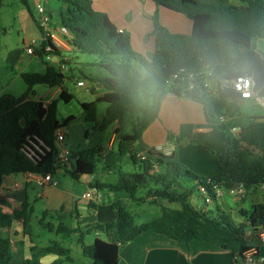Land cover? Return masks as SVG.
<instances>
[{
  "label": "trees",
  "instance_id": "obj_1",
  "mask_svg": "<svg viewBox=\"0 0 264 264\" xmlns=\"http://www.w3.org/2000/svg\"><path fill=\"white\" fill-rule=\"evenodd\" d=\"M21 1L25 3V0ZM58 1L63 8L57 10L54 21L69 29L70 52L96 57L91 72L71 66L78 70L80 79L86 83L101 85L100 96L94 101L81 103L84 121L95 122L97 103H105L99 128L105 130L116 125L114 134L119 138L118 153L129 152L131 162L138 165V170L134 172H118L109 181L97 180L94 187L111 193L125 192L136 204H159L162 201L177 207L160 203L158 216L137 224L135 215L121 199H117L111 203L115 218L104 223L87 225L84 229L62 223L54 227L50 223H42V216L39 224L58 235L77 234L82 253L91 258L92 264H119L121 246L144 232L161 234L183 243L203 241L230 251L233 257L242 259L244 263L248 258L256 259L258 247L263 243L259 234L264 231V225L259 224V219L264 218V203L254 204L249 212L240 210L244 222L235 226L223 212L212 215L197 206L192 196L203 187L216 200L214 185L225 190L242 185L244 191L264 186V116L246 117L238 137L227 127L216 164L203 177H197L172 155L148 151L142 159L141 154L133 153L132 149L133 143L157 118L166 92L201 103L205 119L209 121L219 114L231 116L240 111L243 99L225 84L229 80L247 75L254 81L256 89L258 85L264 88V53L251 47L253 40L264 39V0H241L245 3L241 6L204 0H151L156 6L184 14L191 22L189 33L171 32L160 24L157 14H153L150 35L154 40V52L151 58L133 52L129 34L119 30L107 14L94 10L91 0ZM48 14L54 18L50 12ZM46 46L54 50V55H59L51 44L44 42L35 53L40 57L46 56L50 52L45 51ZM132 61L145 70L144 75L133 73ZM61 63L66 64L63 59L58 65L47 61L43 72L20 73L26 85L24 93L18 97L9 94L0 96V183L3 177L11 174L52 175L57 168H62L73 179L95 172L94 159L99 149L79 150L68 155L66 162L58 159L55 132L62 130L73 120V116L59 123L55 118L56 101L45 104L32 98L35 85H61L65 78ZM181 69L209 71L206 78L216 86V94L199 96L186 91L179 81L178 85L167 89V82L178 77ZM59 98L68 102L72 96L61 89ZM142 98L146 101L143 102ZM131 107L138 113L130 131H126ZM182 177L187 178L190 184L177 190L176 183ZM139 191H143L144 195L138 196ZM4 205L6 202L0 197V264H73L69 249L55 241L32 257L15 261V251L4 230L13 220L21 222L24 232L30 230L33 207L29 201L22 200L8 213L3 211ZM247 227L249 233L245 232ZM91 232L102 233L105 239L96 237L86 245L84 235ZM248 252L251 253L249 256L246 255ZM50 253L64 257L66 262L43 263L39 260V255Z\"/></svg>",
  "mask_w": 264,
  "mask_h": 264
},
{
  "label": "rangeland",
  "instance_id": "obj_2",
  "mask_svg": "<svg viewBox=\"0 0 264 264\" xmlns=\"http://www.w3.org/2000/svg\"><path fill=\"white\" fill-rule=\"evenodd\" d=\"M204 1L234 6H241L245 4L241 0ZM38 2L45 5L47 13L50 12L54 16L53 20L56 19L57 10L59 8H63L62 3L58 0H25V3H23L21 0H2L0 5V86L7 83V90L15 97L22 95L25 90L23 81L19 79V72H42L45 68V63L48 60L46 56L40 57L36 53H26V48L30 46L32 42H35V50L39 47L41 30L38 28L35 21L37 16L35 12V6ZM166 12L171 13V15H177L178 21L166 16L157 15V19L160 24L161 22L165 23L167 28H169L171 31L180 33L189 31L190 20L184 14H175L169 10ZM129 13H131V11H129ZM126 15H128V13ZM183 20L189 25L188 31L184 27ZM145 37L146 35L141 37V40L143 41L141 42L140 39L134 34L130 40L131 50L133 52L141 54L143 53L144 56L150 58L149 53L145 51L144 47ZM67 56L68 59L65 60L66 64H64L66 69L63 71L65 78L62 80L60 86L48 88L42 85H35L33 87L35 96H38V98L42 99V101H45V98H48L49 95H51L58 87V90H56L55 94L51 98L56 101V120L59 123H62L66 117L73 116V120L61 128L65 133V139L62 142L63 145H65L67 149L76 152L78 150H85L89 148L99 149V152L95 155L94 159L95 172L88 176L91 177L92 180L96 179L99 181H109L115 178L118 172H134L138 170V165L133 164L129 159V152L123 155L118 153L119 138L114 140L112 144H109L111 135L113 133V125L105 130H101L99 128L101 119L100 116L106 108L105 103H97V120L95 122L84 121V111L81 108V103L94 101L97 94L102 93V91L100 88H96L94 91H91V88L93 87L91 82L86 83L88 84V87H86V85L77 86L76 81L80 79L81 76L77 70L72 69L71 62L74 60L81 70L85 72H91L94 70L92 65L95 63L96 57L94 55L80 52H69L67 53ZM131 66L134 74H145V70L137 62L132 61ZM166 86L167 89L170 87H175V85L171 82H168ZM257 88L262 87L258 85ZM61 89H64L72 96L70 101L64 102L59 98ZM259 99L264 100V97H260ZM141 100L144 102L146 101V98H142ZM183 110L184 108L179 107L178 115L174 114L171 116L169 114L167 117L165 114V116H161L160 119L162 123L159 119H157V122L151 126L146 135L151 140H154L157 136L159 138H163L165 141L169 139L171 143L175 145L173 146L172 150L178 152V162L185 166L190 172L194 173L197 177H203L205 176L204 173H195L191 164L192 162H197L196 159L200 158L201 156L208 158L210 157L212 159L217 158V151H213L216 150L215 146H217L218 143L217 137L211 138L212 152L208 151V145L205 144V142H208V138L204 137L207 134L198 135L195 138V135H193L191 131L188 130L186 132V129L182 128V125H178L179 121L181 123L185 122V119L183 118V116H185L183 115ZM136 113H138L137 109L131 107L129 117L126 121V131H130L131 123L135 119ZM187 120L189 119L187 118ZM163 146L164 145H158L160 149H163ZM167 146L171 147L170 145ZM132 152L141 154L138 152L136 147L132 149ZM107 166L109 169L111 167L110 171L108 170ZM61 177H63L62 168H57L53 174V178L54 180H57ZM188 184H190L189 180L182 177L178 180L175 187L177 190H182L183 186H187ZM38 189H41L39 185L36 186V190ZM137 195H144V192L139 191ZM219 195L221 197L219 204H217L216 201L213 202L214 200H211V202L208 203L209 213L216 215L223 212L227 215L231 224L235 226L238 223L244 222V217L236 209L237 204H233L230 200H227V195H230L229 192H227L225 189H222L218 196ZM244 196L245 199L243 202L248 206L256 203L258 204V202H264V189L256 187L250 189L249 191H244ZM160 203H163L165 206H175V204H170L167 202L159 201V204ZM159 204H153L150 202L136 204L130 201L129 203H125V207H127L132 212V214L135 215L134 219L136 223L140 224L160 214ZM42 210L43 207L40 203L35 205V212L32 217L33 219L30 222L32 226L31 230H27L26 232L23 230L21 231V229L18 232L15 230L17 233H19L17 236L16 232L14 231L11 233H6L13 248L16 251L15 261L28 259L29 252L31 256L33 252L38 251L42 246H46L50 242L55 241L69 249V256L71 257L73 264H92L91 258L85 256L82 253L81 246L78 243L77 234H72L69 236L56 235L44 228L38 227L36 216L39 218ZM65 222L70 224L68 219H65ZM94 234V232H91L84 235V243L86 245H89L93 242ZM99 237L105 239V236L102 233L99 234ZM29 239H32L33 241V244L30 248L32 251L29 250ZM18 244L21 245L18 247ZM44 256L45 257H43V261L45 263L51 262L52 258L58 259L55 261L60 260L62 262H66L62 256L59 257L54 254H45Z\"/></svg>",
  "mask_w": 264,
  "mask_h": 264
},
{
  "label": "crops",
  "instance_id": "obj_3",
  "mask_svg": "<svg viewBox=\"0 0 264 264\" xmlns=\"http://www.w3.org/2000/svg\"><path fill=\"white\" fill-rule=\"evenodd\" d=\"M91 5L94 10L101 11L107 14L109 19L119 30L127 32L129 35L131 33L130 40L132 39L131 37L135 34L140 39V41L143 42L141 40V37H144L146 35L144 41L145 42L144 47H145V51L149 53L150 58L154 52V40L153 37L150 35L153 29L152 15L156 13L158 16L162 15L178 21L177 15H171V13L166 12L168 10L156 6L151 0H91ZM129 11H131V13H129ZM127 13L128 15H126ZM174 13L179 14L176 12ZM161 25L167 28V25L165 23L161 22ZM184 27L188 31L189 25L188 23H186V21H184ZM167 29L171 31L169 28ZM190 31H191V22H190L189 31L185 33H189ZM171 32H176V31H171ZM251 47L253 49H258L256 45V40H253L251 42ZM60 59H61L60 56L57 57L51 55L50 60L47 61L52 62L55 65H58ZM71 66L79 68L74 60H72ZM20 73L22 72H19V79L22 80L20 77ZM24 86L26 89L25 84ZM260 86L262 88H257V91H260L261 94L259 93V95L251 99L243 100V103L240 105V111L234 114L235 115L234 121H230L227 123H220L214 118L207 121L205 119V114L201 103L189 97L176 96L173 95L172 93H167L164 95L161 101V106L157 118H155L149 124V126L142 133V136L133 143V148L136 147L138 152H140L141 154H145L152 147H158V145H164L163 147L165 149L164 148L160 149V152L163 155H168V156L172 155L174 160L178 161L177 160L178 152L172 150L173 146L175 145L171 143L169 139H167L166 141L168 142H166L165 140H163V138H159L157 136L155 137L154 140H151L147 137L146 134L150 130L151 126L157 122L156 121L157 119H159L160 122L162 123L160 119L161 116L163 117L165 116V114L167 117L169 114L171 116L174 114L178 115V109L179 107H182L184 108L183 115L185 116H183V118L185 119V122L181 123L179 121L178 125H182V128H185L186 132L188 130L191 131V133L195 135V138L198 135L207 134L206 136H204L208 138V142H205V144L208 145V149L210 150L212 148L211 138L217 137L218 143L217 146H215L216 150L213 151H217L216 153H218L222 149L223 132L227 127L230 128V132L235 137H238L239 133L236 134V132L231 131L232 125H237L240 127L241 124L245 121V118L248 116H264V100L259 99L260 97H264L263 94L264 88L263 85ZM7 89H8L7 83H5V85L0 86V96L4 94L11 95ZM56 90H58V87ZM56 90L51 95H49L48 98H45V101L42 102L48 104L50 101H52L53 99L51 98L55 94ZM101 94L102 93L97 94L96 98ZM32 98L35 100L39 99L38 96H35V94L34 96H32ZM187 118L189 120H187ZM115 127L116 125L112 126L113 133L111 135L109 144H112L113 141L117 139V136L114 134ZM167 145H170L171 147H168ZM63 147L64 150L68 151V155H71L76 152L67 149L65 145H63ZM196 160L197 162H192L191 164L194 169L193 171L195 173L197 172L204 173V175L206 176L214 168L217 158L212 159L210 157L208 158L201 156ZM62 172H63V177L54 180L52 174V181L43 186H40L41 189L38 190H36V186L38 185L36 183V180L42 174L39 175L36 173H18L3 177L0 183V197L4 199L6 202V205L2 206L3 211L11 213L12 209L18 207L22 200H27L29 201V204L33 207L32 217L35 212L36 204L40 203L43 207L40 217L38 218L36 216L38 227L43 228L42 225L39 224V220L43 216L44 220H42V223H50L54 227L62 223L63 225L68 227H80L84 229L87 225L104 223L106 221L114 219L115 213L111 207V203L113 201L117 199H121L124 204L130 202V195L125 192L111 193L104 190H97L96 187H94V183L97 180L96 179L92 180L91 177H88L89 175H83L79 179H73L69 175L64 173L63 170ZM259 187L261 189H264V186H259ZM85 193L88 194V196L83 197V194ZM203 198L204 197H202V195L198 192H196L192 196V200L195 201L197 206L201 207L203 210L209 211L208 203H210L211 201L208 203H203ZM244 199H245L244 195L242 198H239L232 194L227 195V200H230L233 204H237L236 206L237 211L240 212V210H243L249 212L252 210L254 204L248 206L247 204H244L243 202ZM220 200L221 197L219 195L218 198H216V200H214L213 202L216 201V203L219 204ZM258 203H264V202L262 201ZM174 207L177 206L175 205ZM65 219H68L70 224H67L65 222ZM20 229L22 231L21 222L17 220H13L11 222V225L6 230H4V232L5 233H11L13 231L18 232ZM31 229L32 226L30 224V230ZM17 232H16V236L19 234ZM245 232L249 233L250 229L247 228ZM94 233L95 234L93 240L96 237H99L100 234L99 232H94ZM29 242H30L29 250L32 251V249H30L33 244L32 239L31 240L29 239ZM20 245L21 244H18V247ZM43 247L45 246H42L39 250H41ZM39 250L33 252L31 256L29 252V258L32 257V255L39 253ZM15 255H16V251H15ZM44 255L45 254L39 255V260L43 263H45L43 261V257H45ZM258 255L263 257V261L261 264H264V242L261 243L260 246L258 247ZM55 260L58 259L52 258L51 262ZM248 263L249 262L244 263L242 259H236L235 257H233L230 251L219 249L216 246L203 241L195 240L189 243H183L173 240L167 236L153 232H144L140 234L132 241L127 242L126 244L121 246L119 251V264H248Z\"/></svg>",
  "mask_w": 264,
  "mask_h": 264
},
{
  "label": "built area",
  "instance_id": "obj_4",
  "mask_svg": "<svg viewBox=\"0 0 264 264\" xmlns=\"http://www.w3.org/2000/svg\"><path fill=\"white\" fill-rule=\"evenodd\" d=\"M35 12L37 14L35 21L38 26V28L41 30V38L39 42V46L42 42L47 44H51L52 47H54L57 51H59V55L61 59L66 60L68 59L67 53L71 51L72 47L70 44V38L71 33L69 29L63 25L57 24L47 13L46 7L44 4L37 3L35 6ZM49 50L50 52L46 54V58L50 59V56H56L54 55V50H50L49 46L45 47V51ZM35 42H32L30 46L26 48V53L28 54H35ZM62 72L66 69V66H64V63L60 64ZM210 72L208 71H196V70H185L181 69L180 74L178 77H174L168 82H171L175 86L178 85V82L183 83V87L188 92H193L199 96L202 95H214L216 94V86L211 82V80H208L206 76ZM167 82V83H168ZM86 83L83 79H78L76 81L77 86H84ZM228 86H230L234 91L238 92L240 95V98L243 100L251 99L257 95H259V91L255 88L254 81L250 76L247 75H238L234 77L233 79L229 80L227 83ZM172 93V92H171ZM173 94V93H172ZM174 95V94H173ZM235 115H224L219 114L214 117L215 120H217L220 123H227L230 121H234ZM231 131L236 132L238 134L240 132V127L237 125L231 126ZM64 132L63 130H58L55 132V141L58 148V154L57 157L60 161L66 162L68 151L64 150L63 147V140H64ZM40 144H43L41 141H39ZM36 149H38L36 147ZM149 151H157L160 152V147H152L149 149ZM142 159H144L145 155L141 154L140 156ZM40 175V174H39ZM52 181V175L50 173L42 174L39 176V178L36 180V183L39 186H43L49 182ZM214 193L216 196L220 194L221 188L214 185ZM230 194L235 195L239 198H242L244 195V190L242 185H235L231 189L227 190ZM203 198V203H208L211 200L210 195L206 193V190L203 187L199 188V192ZM88 196V194H83V197ZM193 201V200H192ZM195 203V201H193ZM196 204V203H195ZM197 205V204H196ZM260 238L264 242V231L260 232ZM251 253L248 252L246 255L249 256ZM246 262H249L248 264H261L263 261V257L259 256L252 260L250 258L245 260Z\"/></svg>",
  "mask_w": 264,
  "mask_h": 264
},
{
  "label": "water",
  "instance_id": "obj_5",
  "mask_svg": "<svg viewBox=\"0 0 264 264\" xmlns=\"http://www.w3.org/2000/svg\"><path fill=\"white\" fill-rule=\"evenodd\" d=\"M257 48L264 53V39H257L256 40ZM86 87H88V84H86ZM101 85L97 83L95 86L91 88V91H94L96 88H100ZM259 224L264 225V218L259 219Z\"/></svg>",
  "mask_w": 264,
  "mask_h": 264
}]
</instances>
